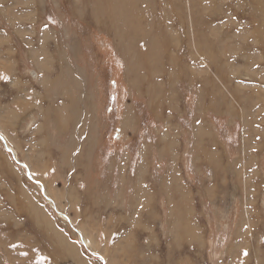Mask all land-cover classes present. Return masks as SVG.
<instances>
[{
  "label": "rangeland",
  "instance_id": "1",
  "mask_svg": "<svg viewBox=\"0 0 264 264\" xmlns=\"http://www.w3.org/2000/svg\"><path fill=\"white\" fill-rule=\"evenodd\" d=\"M0 75V264H264V0H0Z\"/></svg>",
  "mask_w": 264,
  "mask_h": 264
},
{
  "label": "crops",
  "instance_id": "2",
  "mask_svg": "<svg viewBox=\"0 0 264 264\" xmlns=\"http://www.w3.org/2000/svg\"><path fill=\"white\" fill-rule=\"evenodd\" d=\"M15 30H16V33L17 34H20V31L21 30H19V29H17V28H15ZM5 33V36H4V39L5 38H8V35H7V33L6 32H4ZM56 41H58V40H56ZM5 46V45H4ZM13 45H10V48L8 49L9 51H11V53L8 55V62L9 63H11V65H13V63L14 62H12L10 59H12L14 56H13V54H14V52H15V50H16V48L14 47V50H13V47H12ZM29 57L30 56H28V60H25V58H24V62L26 63V64H29L30 63V60H29ZM16 58V57H15ZM27 58V57H26ZM56 59V57L53 55H51V60H52V66L50 67V73H51V76H52V78L54 79V76L56 75V74H60L58 77H57V79L58 80H53V83L54 84H57L58 86H59V83H61L60 82V79H61V77H62V73L64 74V73H68V71H70V70H65V66L64 65H62L59 61H56L55 60ZM18 62V60L16 61V63ZM75 75L73 76L74 78H77L78 79V84H82V82H81V79H80V76H79V74L77 73V72H75V71H72ZM15 73V72H14ZM17 78H18V76H17ZM79 94H82V93H79Z\"/></svg>",
  "mask_w": 264,
  "mask_h": 264
},
{
  "label": "water",
  "instance_id": "3",
  "mask_svg": "<svg viewBox=\"0 0 264 264\" xmlns=\"http://www.w3.org/2000/svg\"><path fill=\"white\" fill-rule=\"evenodd\" d=\"M0 138H1V140L3 141L6 150H7V151H10V152H12V153L14 154V151H13L12 147L10 146V144L8 143V141L6 140V138L1 134V132H0ZM17 162H18V161H17ZM21 164L24 165V166L26 167L27 172H28V174H29V171H30V170H29L28 166H27L26 164H24V163H21ZM38 183H40V184L42 185L41 182L38 181ZM42 189H43V192H44L43 185H42ZM45 194H46V193H45Z\"/></svg>",
  "mask_w": 264,
  "mask_h": 264
},
{
  "label": "snow or ice",
  "instance_id": "4",
  "mask_svg": "<svg viewBox=\"0 0 264 264\" xmlns=\"http://www.w3.org/2000/svg\"><path fill=\"white\" fill-rule=\"evenodd\" d=\"M0 79H5V80H7L8 77H7V76H2V75H0ZM247 254H248V253H247V251L245 250L244 255H247Z\"/></svg>",
  "mask_w": 264,
  "mask_h": 264
},
{
  "label": "bare ground",
  "instance_id": "5",
  "mask_svg": "<svg viewBox=\"0 0 264 264\" xmlns=\"http://www.w3.org/2000/svg\"><path fill=\"white\" fill-rule=\"evenodd\" d=\"M80 114V113H79ZM80 117V116H79ZM91 119V118H90ZM79 121L81 120V119H78ZM84 121V120H83ZM79 123V122H78ZM84 123V122H83ZM87 123V122H86ZM97 123V122H96ZM92 131V130H91Z\"/></svg>",
  "mask_w": 264,
  "mask_h": 264
}]
</instances>
